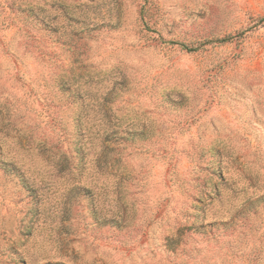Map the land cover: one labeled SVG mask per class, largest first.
Returning <instances> with one entry per match:
<instances>
[{"label": "rangeland", "instance_id": "obj_1", "mask_svg": "<svg viewBox=\"0 0 264 264\" xmlns=\"http://www.w3.org/2000/svg\"><path fill=\"white\" fill-rule=\"evenodd\" d=\"M0 264H264V0H0Z\"/></svg>", "mask_w": 264, "mask_h": 264}, {"label": "trees", "instance_id": "obj_2", "mask_svg": "<svg viewBox=\"0 0 264 264\" xmlns=\"http://www.w3.org/2000/svg\"><path fill=\"white\" fill-rule=\"evenodd\" d=\"M3 167V170L6 172V173H14L15 169L12 168V166L8 165V164H4ZM20 182L22 184H25V180H23L22 178H20ZM25 188H27V186H25Z\"/></svg>", "mask_w": 264, "mask_h": 264}]
</instances>
